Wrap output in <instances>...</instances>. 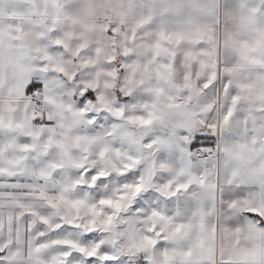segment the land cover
<instances>
[{
  "label": "snow or ice",
  "instance_id": "snow-or-ice-1",
  "mask_svg": "<svg viewBox=\"0 0 264 264\" xmlns=\"http://www.w3.org/2000/svg\"><path fill=\"white\" fill-rule=\"evenodd\" d=\"M0 264H264V0H0Z\"/></svg>",
  "mask_w": 264,
  "mask_h": 264
}]
</instances>
